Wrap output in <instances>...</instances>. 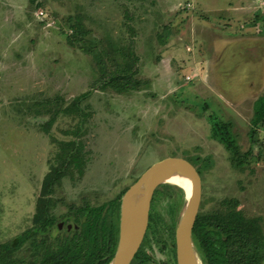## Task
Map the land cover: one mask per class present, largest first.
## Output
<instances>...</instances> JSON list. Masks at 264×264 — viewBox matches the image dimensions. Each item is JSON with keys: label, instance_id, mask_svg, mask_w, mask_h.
Listing matches in <instances>:
<instances>
[{"label": "rangeland", "instance_id": "rangeland-1", "mask_svg": "<svg viewBox=\"0 0 264 264\" xmlns=\"http://www.w3.org/2000/svg\"><path fill=\"white\" fill-rule=\"evenodd\" d=\"M70 17L90 34L77 38ZM127 46L139 58L140 88L102 89L99 50ZM85 93L79 103L86 120L61 114L44 130L51 117L44 102L65 108ZM262 96L264 0H0V243L32 227L59 143L80 125L86 164L56 187L53 216L119 200L154 163L181 157L203 178L199 215L238 202L264 229V121L251 133ZM209 115L230 125L246 155L242 168L212 137ZM176 187L155 194L154 228L132 264H172L176 245L163 223L172 225L167 205L179 200ZM49 233L55 245L59 233ZM196 253L205 264L198 247ZM34 254L39 259L24 247L15 257L27 263Z\"/></svg>", "mask_w": 264, "mask_h": 264}, {"label": "trees", "instance_id": "trees-1", "mask_svg": "<svg viewBox=\"0 0 264 264\" xmlns=\"http://www.w3.org/2000/svg\"><path fill=\"white\" fill-rule=\"evenodd\" d=\"M68 22L71 30L80 40L90 34L79 17L76 19L70 17ZM101 55L107 56L106 60H110L112 69L103 64ZM138 60L132 46L99 50L98 64L103 82L102 89L110 88L121 94L130 90H138L141 85V81L136 78ZM109 70L111 73L108 72ZM88 95L89 93L80 95L65 108L52 109L51 101L44 102L42 108L51 115L49 121L43 126L44 130L49 133L51 126L61 114L79 116L83 118V121L86 120L89 114L81 110L79 102ZM50 105L52 108H48ZM212 116H208L213 121L212 137L224 145L231 154L233 165L242 168L246 155L240 153L237 138L232 133L230 125L216 117L212 119ZM262 121H264V96L258 98L254 105L251 130L253 137L258 127L262 126L260 124ZM83 132L81 125L76 126L67 133L74 138L59 143V153L56 155L57 164L50 168L41 184L33 225L13 240L0 243V264H109L113 259L118 241L117 231L113 230L109 223L105 224V218L101 216L106 205L99 208L93 206L91 209L85 202L82 206H73L69 209V215H74L80 230L76 231L73 237L56 236L55 245L48 234L56 222V217L51 214V209L55 206L52 195L56 187L61 185L65 176L72 174L73 169H76L79 174L83 173L86 164L84 145L78 141ZM172 187L176 186L161 185L155 192V199L158 198L160 188ZM177 189L179 200L169 202L167 205L172 225H169L168 221L163 223L167 227L173 244H175L178 216L187 202L184 190ZM155 205L152 203L151 211L156 210ZM223 207L226 211L221 209L210 215H199L193 230L195 245L205 253L206 262L208 264H264V229L260 219L247 218L241 210H237L238 202L233 204L224 202ZM89 211L93 216L91 222L87 220ZM150 216L148 235L154 228V215L150 214ZM159 222H161L160 217L155 224ZM28 241H30V249L40 252V256L38 259L34 254V259L26 263L23 259L16 258L15 254ZM139 253L142 254L141 251ZM173 257H176L175 250Z\"/></svg>", "mask_w": 264, "mask_h": 264}, {"label": "water", "instance_id": "water-1", "mask_svg": "<svg viewBox=\"0 0 264 264\" xmlns=\"http://www.w3.org/2000/svg\"><path fill=\"white\" fill-rule=\"evenodd\" d=\"M176 175L190 177L191 194L175 230L176 264H200L193 239L202 198L203 178L197 167L181 157H169L154 163L127 189L122 197V217L117 251L109 264H131L139 251L149 226L156 190ZM51 229L55 232V228Z\"/></svg>", "mask_w": 264, "mask_h": 264}, {"label": "flooded vegetation", "instance_id": "flooded-vegetation-1", "mask_svg": "<svg viewBox=\"0 0 264 264\" xmlns=\"http://www.w3.org/2000/svg\"><path fill=\"white\" fill-rule=\"evenodd\" d=\"M124 195V194H123ZM123 195H121V197H120V199L119 200H113V201H110L109 203H106V204H103V205H106L105 206V208L103 209V211H102V218H105L104 220V223L105 224H107V223H109L111 226H112V229L114 230H116L117 231V239H118V241H119V234H120V227H121V217H122V212H121V210H122V197H123ZM103 205H100V206H97L96 208H99V207H101V206H103ZM89 206H90V208L92 209V205H90L89 204ZM224 208V207H223ZM65 214H67V215H65ZM65 214H63V215H60L59 217H56V222H55V224L54 225H56L57 227L55 228V233H59V235H61V236H64V237H70V236H74V234H75V232L76 231H78V230H80V227L78 226V224L76 223V221H75V217H74V215H69V210L65 213ZM151 214V213H150ZM92 213L89 211L88 212V215H87V220L89 219L90 220V222L92 221ZM108 224V225H109ZM149 225H150V219H149ZM148 229H149V226H148ZM49 232H51V229L49 230ZM48 232V234H50ZM58 235V236H59ZM148 235V230H147V232H146V235H145V237H144V240H143V243H142V245H141V247H140V249H139V251L137 252V254L135 255V257H134V259H133V261L137 258V257H140L141 255H140V251H141V253L143 252L142 251V249H143V244H145L144 243V241H145V239H146V236ZM118 241H117V245H116V249H115V253H116V251H117V246H118ZM29 243H30V241H28L25 245H24V247H29V249H30V245H29ZM195 243V242H194ZM23 247V248H24ZM197 248V247H196ZM199 251H200V253H201V257L203 258V260H204V263L205 264H208L207 262H206V255H205V253L202 251V250H200L199 249ZM115 253H114V255H115ZM144 259H145V261L147 260H149V259H151V257H149V256H144ZM143 259V260H144ZM132 261V262H133ZM132 262H131V264H132ZM172 264H176V257H173V260H172Z\"/></svg>", "mask_w": 264, "mask_h": 264}, {"label": "bare ground", "instance_id": "bare-ground-1", "mask_svg": "<svg viewBox=\"0 0 264 264\" xmlns=\"http://www.w3.org/2000/svg\"><path fill=\"white\" fill-rule=\"evenodd\" d=\"M168 184L176 185L184 188L187 191V195L190 196L191 194V180L190 177H185L182 175H176L172 179L168 181Z\"/></svg>", "mask_w": 264, "mask_h": 264}, {"label": "built area", "instance_id": "built-area-1", "mask_svg": "<svg viewBox=\"0 0 264 264\" xmlns=\"http://www.w3.org/2000/svg\"><path fill=\"white\" fill-rule=\"evenodd\" d=\"M44 15V12L43 11H40L39 13H38V17H42ZM52 24H54V23H52ZM49 25H51V24H49ZM51 26H54V25H51Z\"/></svg>", "mask_w": 264, "mask_h": 264}]
</instances>
